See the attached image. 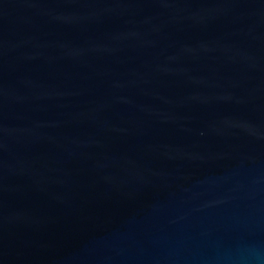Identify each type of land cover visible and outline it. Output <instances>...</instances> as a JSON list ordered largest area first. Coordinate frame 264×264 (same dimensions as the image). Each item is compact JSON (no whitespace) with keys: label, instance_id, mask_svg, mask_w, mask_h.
<instances>
[{"label":"water","instance_id":"obj_1","mask_svg":"<svg viewBox=\"0 0 264 264\" xmlns=\"http://www.w3.org/2000/svg\"><path fill=\"white\" fill-rule=\"evenodd\" d=\"M0 264H264V0H0Z\"/></svg>","mask_w":264,"mask_h":264}]
</instances>
